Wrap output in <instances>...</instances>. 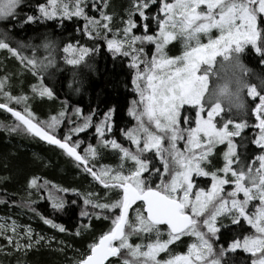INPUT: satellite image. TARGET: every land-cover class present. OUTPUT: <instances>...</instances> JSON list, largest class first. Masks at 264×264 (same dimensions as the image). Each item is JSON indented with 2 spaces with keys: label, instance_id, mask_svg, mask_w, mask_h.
Listing matches in <instances>:
<instances>
[{
  "label": "snow or ice",
  "instance_id": "1",
  "mask_svg": "<svg viewBox=\"0 0 264 264\" xmlns=\"http://www.w3.org/2000/svg\"><path fill=\"white\" fill-rule=\"evenodd\" d=\"M21 3L22 0H0V20L18 19L17 8ZM156 3L157 0H134L119 35L112 32L111 39L104 35L113 56L129 58L133 91L138 97L128 108V115L135 124L121 132L130 147H124L116 139H105V134H111L113 130L114 109L105 112L104 118L95 124L97 145L118 154L116 166L100 165L97 168L96 161L100 158L97 147L88 144L80 154L78 149L83 141L76 139L73 142L74 133L84 132L92 126L91 115L82 117L83 123L70 128L62 139H58L55 132L65 119V111L51 116L46 122H34L36 117L27 106L28 97L12 96L4 91L7 81L0 78V95L5 99L0 103V109L10 112L18 122L9 131H26L58 147L62 154L72 159L77 169L91 176L93 183L103 186V199L110 202H101V197L93 192L62 187L47 180L38 183L39 177L29 179L27 188L37 193L43 190L54 213L65 211L64 194L70 193L82 200L80 217L90 223L93 218H111L110 228L99 236L98 241L94 239L74 264H112L109 258L113 257L119 264H226L225 254L237 250L249 254L251 264H264V91H258L256 85L247 89V96L254 98L251 111L255 123L252 127L258 129L252 143L260 149L252 163H245L234 139L242 136L249 126L247 121L235 122L219 104L209 107L204 102L218 57L227 60L233 54L239 56L245 46L250 45L264 64V27H261L264 24L261 19L264 0H159L157 14L149 17L146 10ZM86 7L87 0H47L46 4L37 6L38 16L27 15L19 26L35 23L37 19L78 17L85 21L83 34L89 38H93V34L100 37L102 32L112 31V18L102 11L96 0H92V7L100 11V20L87 15ZM134 12L139 13L145 29L143 35L134 34L133 30L138 27L133 19ZM149 18L158 26L153 35L148 34V25L144 23ZM213 29L219 33L215 38L211 35ZM201 37H207V43H203ZM177 39L183 41L184 50L181 55L170 57L165 48ZM146 44L155 45L151 59L145 53ZM42 46L49 56L37 59L22 55L0 39V49L7 50L34 76L43 75L55 62V43L48 40ZM94 51L95 48L71 44L63 48L68 65L84 64L89 68L91 65L85 61ZM32 91L41 97H53V91L42 80L32 86ZM12 101L25 105L23 113L9 106ZM193 111L195 127L190 126ZM80 113L81 109H73L78 118ZM68 120L71 124L70 117ZM181 140L185 141L183 151L177 147ZM225 144L222 167L207 170L216 146ZM197 177H210V187H200ZM157 179L159 183H156ZM225 185H229L230 190H226ZM112 195L117 198L111 200ZM39 199L44 200L45 196ZM137 201L143 208H138L130 220L129 209ZM34 203L36 201L29 200L26 206L45 225L66 232L63 224L36 212L31 207ZM71 203L77 204V200L73 199ZM89 207L91 212L87 210ZM113 210H118L119 214ZM225 219L236 227V238L227 248L217 252L214 238L221 228L229 226L222 223ZM0 221V237L16 249L26 250L44 240L39 235L33 240L34 230L30 225L21 226L14 220L8 223L4 218ZM245 224L250 230H244ZM161 225H166L167 239H162L165 233ZM88 228L89 225H80L75 235L80 236L81 230ZM153 235L155 239H152ZM133 236L141 242L132 244L130 238ZM182 237L194 238V242L188 245L187 252L172 254L170 246H178ZM25 240L27 243H22ZM161 253H165L167 259H159Z\"/></svg>",
  "mask_w": 264,
  "mask_h": 264
},
{
  "label": "trees",
  "instance_id": "2",
  "mask_svg": "<svg viewBox=\"0 0 264 264\" xmlns=\"http://www.w3.org/2000/svg\"><path fill=\"white\" fill-rule=\"evenodd\" d=\"M131 1L121 0L119 4L111 8V11L114 10L113 16L115 17L119 13L123 14V9L132 8ZM104 2L106 1L101 0V4ZM46 3L47 0H22L17 8L18 19L3 21L1 32H4L6 36L1 35V39L5 40L10 47L18 49L22 55L35 56L37 59H45L49 56V52L42 45L51 40L56 45L53 52L55 62L43 75L34 76L7 50L0 49V78H6L7 81L4 91L9 92L12 96L23 95L28 97L27 106L36 117L34 122L37 123L46 122L51 116L58 115L62 110L65 111V119L61 121L55 132L58 139H62L68 130L73 127V122L80 121V123H83L82 117L91 115L92 126L84 132L72 135L73 142L76 139L83 141L82 146L78 149L80 154H83L84 148L88 144L98 147L100 155L112 152L110 149H104L97 145L95 124L104 118L105 112L114 109L111 118L113 130L111 134H106L105 138L116 139L124 147H130V143L121 134L122 130L131 128L134 124V120L128 115L130 102L135 98L132 86L133 70L129 68V58L113 56L106 49L104 39V35H107L106 32H102L100 37H95L94 34L93 38L85 36L83 34L85 21L82 18L73 17L70 20H61L60 18L54 20L37 19L35 23H25L22 27L19 26L21 21L26 20L27 15L38 16L37 6ZM158 8L159 0L156 4L150 5V8L146 10V15L149 17L156 15ZM103 11L106 13L109 10L104 9ZM87 14L90 15V12L88 11ZM93 14L96 16L95 13ZM133 19L138 25L137 29L133 30L134 34L143 35L144 27L138 12L133 13ZM261 19H264L263 16ZM144 23L148 25V34H153L158 29L151 18ZM259 23L260 19H258ZM261 27H264V24H261ZM20 44L23 47L18 46ZM68 44L80 45L89 49L95 48V51L91 52L86 58V61H90L91 68H83L79 65L72 66L65 62L63 48ZM178 44L177 41L171 42L167 49ZM150 47L151 44L144 45L146 49H150ZM179 51L180 48L178 47L176 51H168L167 53L176 54ZM242 58L244 63L253 70V84L259 85V74L264 73V64L261 63L260 56L249 46L246 47ZM41 80L46 87L53 91L52 98L41 97L33 93L32 86L39 84ZM257 88L258 91H264L258 86ZM253 99L247 96L249 107L243 118L232 117L236 122L246 120L249 125L243 130L241 137L234 138L237 151L244 158L245 163L254 160L260 153V149L252 143L258 132V129L252 127L255 123V117L251 111L254 107ZM4 102L3 95H0V103ZM9 106L21 113H23L25 107L24 104H16L15 101L10 102ZM75 108L81 109L80 118L70 124L68 117L70 116L71 120H74L72 113ZM17 123L15 118L8 112L0 109V178L7 177V179H0V212L14 216V212L17 210L25 216L32 217L40 227L41 232L45 229L54 232L55 235H60L59 238H56L55 244L56 246L61 245V247L38 246L25 252L18 251L9 254L7 252L3 253L2 250L0 251V264H74L75 260L87 250L88 245L94 239L98 240L99 236L110 228L111 218L108 220L93 218L90 223L88 219L80 217L79 213L81 207H83L82 200L70 193L64 194L67 200L65 211L54 213L43 190L37 193L34 189L29 190L27 188L29 179L39 177L38 183L47 180L51 184L62 187L76 188L82 192H93L101 197V202L110 201L103 199V186L93 183L91 176L77 169L72 159L62 154L58 147L47 144L26 131H9V128ZM218 157V153L212 156L209 166L215 165L216 167ZM101 159L107 160L104 156H101ZM110 161H115V159ZM103 163L96 161V167L98 168ZM197 180H205L207 184L209 183V178H197ZM156 183H159L158 179ZM229 187V185H226L225 189ZM29 192H31V195H29ZM40 196H45V199H39ZM116 198L115 195L111 196V200ZM73 199L77 200V204L71 203ZM29 200L36 201L31 205L36 212L53 219L57 224H63L66 232L61 233L45 225L26 206V202ZM138 208H143L141 203H137L131 209L129 213L130 220L132 213ZM87 210L92 211L90 207ZM113 211L116 215L119 214L118 210ZM222 223L229 226L221 228L220 233L214 238L217 252L221 248H227L232 239L236 238L234 233L237 230L234 225H231L230 220L225 219ZM82 224L89 225V228L87 230L82 229L81 235L76 236L75 232ZM161 230L162 232L167 231L165 226H161ZM244 230H250V226L245 224ZM152 239H155L154 235ZM182 239L183 242L180 247L185 249L187 242L184 241V238ZM64 242L66 243L62 246ZM174 253L177 254L178 250L175 249ZM223 260L226 264H251L249 254L241 250H237L235 253H226ZM111 262L112 264H119L117 258H112Z\"/></svg>",
  "mask_w": 264,
  "mask_h": 264
},
{
  "label": "rangeland",
  "instance_id": "3",
  "mask_svg": "<svg viewBox=\"0 0 264 264\" xmlns=\"http://www.w3.org/2000/svg\"><path fill=\"white\" fill-rule=\"evenodd\" d=\"M106 2H104V3H102L101 4V0H96V2H97V4L98 5H100L101 6V9H102V11L105 9H108L109 11H107L105 14L106 15H108V16H110L112 19H111V21H110V23H111V29H112V31H110V32H106V34H107V36H108V38L109 39H111L112 38V32H117L118 33V35H119V33H120V31L122 30V28L124 27V24L122 23L123 21H126L127 20V18H128V12H129V10L130 9H132V8H130V9H123V14H121V13H119L118 15H116L115 17L113 16L114 15V10L113 11H111L110 9L111 8H113L115 5H117V4H119L120 3V1L121 0H105ZM169 2H171V0H169ZM106 3V7L104 6V4ZM131 4H133L134 5V0H132L131 1ZM85 11H86V14H87V12L89 11L90 12V15L89 16H91L92 18H94V19H96V20H100L101 19V15H100V11H98V10H96V9H94L93 7H92V0H87V8L85 9ZM104 12V11H103ZM93 13H95V15L96 16H94V14ZM98 14V15H97ZM88 15V14H87ZM59 18V17H58ZM58 18H56V19H58ZM263 18H264V16H263ZM3 21L4 20H0V39L2 38L1 37V35H3V36H6V34L4 33V32H1V29H2V23H3ZM85 25V24H84ZM143 30H145L144 28H143ZM158 31V29L153 33V34H155L156 32ZM153 34H150V35H153ZM137 35H139V34H137ZM211 35H212V37L213 38H215L217 35H219V33L215 30V29H213L212 30V33H211ZM102 36V35H101ZM207 37H201V40H202V42L203 43H207ZM99 41V40H98ZM175 41H177L179 44L178 45H176L175 47H171V48H168L167 49V47H168V45L171 43V42H175ZM167 46H166V48H165V52L167 53L168 51H176V49L179 47L180 48V51L178 52V53H176V54H168L167 53V55L168 56H170V57H175V56H178V55H181L182 54V52H183V42H182V40H180V39H177V40H173V41H171ZM96 44H98V43H96ZM105 45H106V42H105ZM74 46V45H73ZM137 46H139V45H137ZM250 45H248V46H245V48H244V50L239 54V56L241 57V59L243 60V55H244V53H245V49H246V47H249ZM83 47V46H82ZM106 47H107V45H106ZM251 47V46H250ZM252 48V47H251ZM107 50H108V48H106ZM154 49H155V45H152L151 44V47H150V49L149 48H145V53L147 54V57H148V59H151V55H152V53H153V51H154ZM255 51V50H254ZM85 63L86 64H88V65H91L90 64V61H85ZM80 67H83V68H89V67H85L84 66V64H81V65H79ZM134 99H138V97L136 96V94H135V98ZM133 99V100H134ZM185 114H187V113H185ZM191 115H192V117H193V122H192V124L190 125L191 127H195V119H194V117H195V113H194V111L193 112H191ZM204 116H205V118H206V113H204L203 114ZM72 116H74V120H71L72 122L73 121H77L78 120V117L76 116V115H74L73 113H72ZM70 117V116H69ZM73 118V117H72ZM236 122V121H235ZM74 123V125H73V127H75V126H77V124H79L80 123V121H77V122H73ZM134 124H135V121H134ZM134 124L132 125V127L134 126ZM181 126L182 127H184L185 125H183V123L181 124ZM50 134H51V132H50ZM107 134V133H106ZM105 134V135H106ZM106 139V138H105ZM129 142V141H128ZM124 143H126L125 141H124ZM184 143H185V141L184 140H181V141H179L178 142V144H177V147L181 150V151H183L184 150ZM95 147V146H94ZM165 147H167V143L165 142ZM97 149H98V147H97ZM226 150V144L225 145H217L216 146V148L214 149V151H213V155L212 156H214L216 153H218L219 154V157H218V164H217V166L215 167V165H213V166H208V169L207 170H209V171H211V170H214V169H216V168H219V167H222V165H223V158H222V154H223V152ZM101 156H104V157H106L107 158V160H102L101 159ZM109 159V160H108ZM111 159H115V161H110ZM98 162H100V163H103V162H105V163H103V165H111V166H116L118 163H119V157H118V154H116V153H113V152H108V153H103V154H101L100 155V158H99V160H98ZM252 162H254V160L252 159L249 163H252ZM209 163H211V161L209 162ZM129 167L131 166L130 164L128 165ZM197 178H200V179H203V178H209V183L207 184L206 183V181L205 180H197L198 182H199V185H200V187H210V185H211V178L210 177H197ZM226 186V185H225ZM226 190H230V187L228 188V189H226ZM240 196H241V198H242V194H240ZM258 203V202H257ZM135 212L136 211H134L133 213H132V215H131V219H133L134 218V216H135ZM0 218H4L8 223H11L13 220L14 221H16L19 225H21V226H24V225H30L31 226V228L34 230V233H33V240H35L36 239V236L37 235H39V236H43L44 237V240L43 241H41V243L40 244H38V245H35L34 247H31V248H27L26 250L25 249H16L15 248V246L14 245H9L8 243H7V241L3 238V237H0V247H2L3 248V253H12V252H18V251H23V252H25V251H27V250H29V249H34V248H36V247H38V246H43V247H49V248H54V247H61V245H57L56 246V244H55V242H56V238L58 237V236H60L59 234H56L55 235V233L54 232H51V231H48V230H43L42 232L40 231V227L37 225V223H36V221L32 218V217H28V216H25V215H23L22 213H20L19 211H15L14 212V216H10V215H5V214H3V213H1L0 212ZM0 222H2V221H0ZM165 233V235L162 237V239H167L168 237H167V235H166V232H164ZM59 238V237H58ZM182 238H184V241L185 242H187V245L185 246V249L184 248H182V247H180V246H182V243H180L178 246H170V251H171V253L172 254H175L174 253V250L175 249H177L178 250V253L177 254H183V253H185V252H187V248H188V245L189 244H191V243H193L194 242V238H189V237H182ZM130 242L132 243V244H136V243H140L141 241H140V239L138 238V237H135V236H133V237H131L130 238ZM145 243L147 242V240H145L144 241ZM182 242H183V239H182ZM22 243H27V240H25V241H23ZM66 242H64L63 244H62V246L65 244ZM60 244H61V242H60ZM180 250H183L182 252L180 251ZM159 259H167V255L165 254V253H161V254H159V257H158Z\"/></svg>",
  "mask_w": 264,
  "mask_h": 264
},
{
  "label": "clouds",
  "instance_id": "4",
  "mask_svg": "<svg viewBox=\"0 0 264 264\" xmlns=\"http://www.w3.org/2000/svg\"><path fill=\"white\" fill-rule=\"evenodd\" d=\"M213 73L204 97L205 104L209 107L219 104L227 115L243 118L249 107L247 89L254 85L253 70L240 56L233 54L227 60L218 57ZM259 80L257 86L264 90V84L261 83L264 81V73L259 74Z\"/></svg>",
  "mask_w": 264,
  "mask_h": 264
},
{
  "label": "water",
  "instance_id": "5",
  "mask_svg": "<svg viewBox=\"0 0 264 264\" xmlns=\"http://www.w3.org/2000/svg\"><path fill=\"white\" fill-rule=\"evenodd\" d=\"M14 109V108H13ZM3 110V109H2ZM14 110H16V109H14ZM16 111H18V110H16ZM7 112V111H6ZM10 115H11V113L10 112H8ZM12 116V115H11ZM13 117V116H12ZM14 118V117H13ZM36 137V136H35ZM36 138H38L39 140H41L39 137H36ZM41 141H43V140H41ZM43 142H45V141H43ZM45 143H47V142H45ZM47 144H49V143H47ZM55 146V145H54ZM137 203H141V202H139V201H137L136 202V204ZM135 204V205H136ZM135 205H133L130 209H129V213H130V211H131V209L135 206ZM144 214L146 215V211H144ZM161 226H166V225H161ZM114 258V257H113ZM109 259H112V258H109Z\"/></svg>",
  "mask_w": 264,
  "mask_h": 264
}]
</instances>
